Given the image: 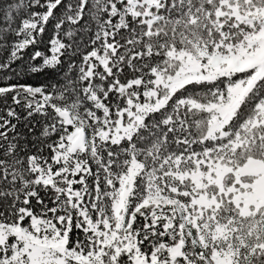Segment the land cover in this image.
<instances>
[{
	"label": "snow or ice",
	"instance_id": "snow-or-ice-1",
	"mask_svg": "<svg viewBox=\"0 0 264 264\" xmlns=\"http://www.w3.org/2000/svg\"><path fill=\"white\" fill-rule=\"evenodd\" d=\"M0 264H264V0H0Z\"/></svg>",
	"mask_w": 264,
	"mask_h": 264
}]
</instances>
